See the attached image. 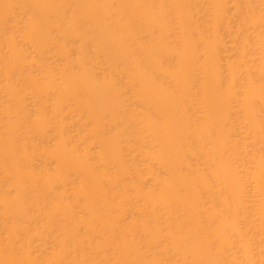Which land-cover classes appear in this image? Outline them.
I'll list each match as a JSON object with an SVG mask.
<instances>
[{"label":"bare ground","instance_id":"obj_1","mask_svg":"<svg viewBox=\"0 0 264 264\" xmlns=\"http://www.w3.org/2000/svg\"><path fill=\"white\" fill-rule=\"evenodd\" d=\"M0 264H264V0H0Z\"/></svg>","mask_w":264,"mask_h":264}]
</instances>
